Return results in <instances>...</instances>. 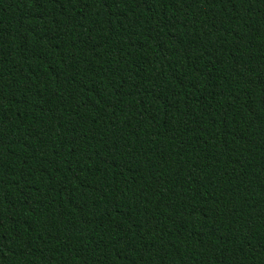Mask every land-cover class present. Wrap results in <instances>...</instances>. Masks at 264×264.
<instances>
[{
  "label": "trees",
  "instance_id": "16d2710c",
  "mask_svg": "<svg viewBox=\"0 0 264 264\" xmlns=\"http://www.w3.org/2000/svg\"><path fill=\"white\" fill-rule=\"evenodd\" d=\"M0 264H264V0H0Z\"/></svg>",
  "mask_w": 264,
  "mask_h": 264
}]
</instances>
